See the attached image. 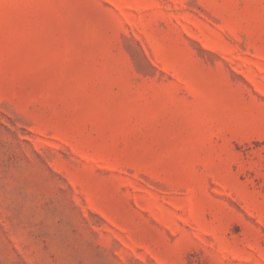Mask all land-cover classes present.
<instances>
[{
  "label": "rangeland",
  "instance_id": "rangeland-1",
  "mask_svg": "<svg viewBox=\"0 0 264 264\" xmlns=\"http://www.w3.org/2000/svg\"><path fill=\"white\" fill-rule=\"evenodd\" d=\"M0 264H264V0H0Z\"/></svg>",
  "mask_w": 264,
  "mask_h": 264
}]
</instances>
